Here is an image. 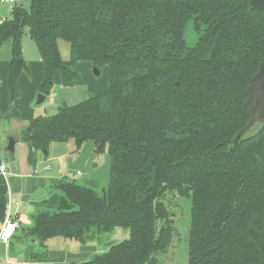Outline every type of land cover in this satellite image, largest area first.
<instances>
[{
  "label": "trees",
  "instance_id": "16d2710c",
  "mask_svg": "<svg viewBox=\"0 0 264 264\" xmlns=\"http://www.w3.org/2000/svg\"><path fill=\"white\" fill-rule=\"evenodd\" d=\"M251 0H31L0 22V46L11 40L7 118L20 117L27 70L24 28L44 62L40 94L51 95L55 73L68 85L81 78L75 63L109 65L108 89L57 113L32 119L23 139L29 161L52 142L93 141L110 155L102 193L54 180L77 208L33 215L29 234L43 246L52 237L84 241L92 227L128 228L130 237L92 260L70 264H159L176 228L167 191L192 198L187 264H264V127L236 145L251 117L245 91L264 60V10ZM189 19L203 23L195 46L185 40ZM70 43L64 60L59 40ZM9 188L0 175V222Z\"/></svg>",
  "mask_w": 264,
  "mask_h": 264
},
{
  "label": "rangeland",
  "instance_id": "374dc122",
  "mask_svg": "<svg viewBox=\"0 0 264 264\" xmlns=\"http://www.w3.org/2000/svg\"><path fill=\"white\" fill-rule=\"evenodd\" d=\"M30 2L31 0H18L16 4H13L3 3L0 0V22L12 18V11L15 5L29 8ZM204 28L205 25L203 23L196 25L194 19H189L187 21L184 33L188 46H195L198 43L199 38L204 32ZM22 44L23 53L25 52L28 57L31 55H40L36 42L29 34L28 27L24 28ZM11 45L12 41L9 39L4 41L0 46V62L11 59ZM59 48L63 59L66 61L69 60L70 43L66 40L60 39ZM85 63L86 62L80 64L79 68L80 74H82V77L84 78L83 83L75 87H66L59 84L57 86L55 85L56 87L54 86L53 88V91L57 93L55 100L51 102L50 96H48L44 102L37 104L36 102H38L39 98L38 95V98H35L32 105L34 109L40 112H44L45 110L46 115H52L57 113L59 107L63 104H76L88 99L92 95H96L95 91H100L101 87L105 84L108 89L109 79L112 74L110 66L105 65L101 69L96 68L95 66L87 68V64ZM97 71H99V73ZM6 123H8L7 120H0V129L3 124ZM8 142L9 141L0 145V154L6 155L8 158L4 159L8 168L6 175L7 181H10V179L15 176L23 178L36 176L33 175V167H39V165L44 164L46 161L45 158L48 157V155L38 154V159L36 163L33 164L29 161V151L26 153V150L23 151L20 148L16 150L15 148V152L13 154L5 152L4 148L7 147ZM25 145L26 148H28L27 144ZM55 146L56 148H54ZM52 147L53 148H51L50 153H53L57 157L54 163H50L53 174H62L63 171V176L65 175L68 180L75 181L78 184L92 188L98 193H102L103 190L108 187L110 178V155L108 150H105L104 152H97L93 141H86L80 148H77L74 139H70L65 143H56ZM77 171H80V173H77ZM37 172L40 171H35V173ZM42 181L49 182L51 186L54 184L52 179ZM53 193L55 194V197L52 201L55 204L59 203L61 210H74L77 208V206L69 200V203H71L73 207L70 209L64 207L62 203L63 199L68 198L61 190L54 189ZM161 200L170 206L173 224L176 228V234L173 245L168 249V251L158 254L159 264H187L189 227L192 215V198L191 196L180 195L175 191H167ZM47 208L53 211L56 207L51 203ZM21 231L22 232H20L17 237L20 236L23 240L21 243L22 246H26L22 252L20 251L21 253L25 255L31 252L33 254L41 253V255L43 253L55 258L59 256V254H63L64 252L67 253V251L73 253L81 251L75 259H68V263L92 260L96 254L103 253L107 251L110 246L120 243L130 237V231L128 228L115 227L111 231H102L98 230L96 227H92L88 232H86L84 241L64 238L65 241H67L66 243L71 244L68 246H60L52 240L46 242L45 246H42V244L38 241L34 243L28 233L25 234L23 233V230ZM15 239L17 240V238H14V240ZM34 245L37 246V249H34ZM35 251L37 252L35 253Z\"/></svg>",
  "mask_w": 264,
  "mask_h": 264
},
{
  "label": "crops",
  "instance_id": "0c3cea01",
  "mask_svg": "<svg viewBox=\"0 0 264 264\" xmlns=\"http://www.w3.org/2000/svg\"><path fill=\"white\" fill-rule=\"evenodd\" d=\"M24 58L27 63V70L22 71L21 76L19 78V85L22 90V95L17 98L13 102V106L15 109H18L20 111V117L18 118H7L6 114L9 110L10 104H9V90L7 86V71H8V66H9V60L1 61L0 65V98H1V103H0V120H7L8 123L3 124V126L0 129V145L5 144L7 141H9V136L14 134V135H19V140L16 143V150L18 148L22 149L23 151L26 150V153L29 151V146L27 142L23 139V133L25 131L26 126L28 123L34 119L37 116L41 115H46V112H40L38 110H35L34 107L32 106L34 103L35 98H38V93L40 90V87L44 81V62L42 61L41 55L37 56H29L23 53ZM86 62L85 64L87 68H91L93 63L89 60H80L75 63V68L79 71L80 64ZM81 70V69H80ZM80 72V71H79ZM109 78V77H108ZM111 79V76H110ZM109 79V81H110ZM84 82V78L82 77L79 80H75L71 82L68 85H64L62 82V77H61V72L57 71L55 73V85H64L66 87H75L81 83ZM108 83V80H107ZM54 85V86H55ZM55 86V87H56ZM107 86L106 84L101 87L100 91H95V94H101L102 91H106ZM103 93V92H102ZM51 97H53V100H51ZM55 97H57V93L52 90V93L50 95V101H54ZM46 100V98H45ZM44 100V101H45ZM43 101V102H44ZM31 102V103H30ZM37 104H40L36 102ZM42 103V102H41ZM56 143H62V142H52L49 147V152H48V157H46V161L44 164L39 165V167H33L34 173L33 177L29 178H23L20 176H15L10 179V181H7V185L9 188V203H10V208L11 212L14 213L19 222H20V227L16 230L12 238L10 239L9 242H1L0 241V264H70L68 263V259H75L79 253H73L70 251L64 252L63 254H59V256L52 258L48 254H33L32 252L25 255L21 253L26 246H22L23 240L18 236L21 230H23V233H28L29 228L33 225V215L36 214L39 211H58L61 210L59 203H54L52 200L55 197V194L53 193V190L56 189L53 185L49 182H45L42 180H49L52 179V182L54 180H59L64 177L63 176V171L62 174H53V170H51L52 166L50 168H47V165H50L51 162H55L57 157L52 153H50L52 146ZM65 143V142H63ZM28 148H26V145ZM56 148V146L54 147ZM5 152H9L13 154L14 152L7 151L6 148H4ZM38 154H45L43 151H38L37 152V159H38ZM10 157V156H9ZM1 160L6 164L4 161L6 155H1L0 154ZM8 159V158H7ZM8 170V168H7ZM40 171L35 173V171ZM77 173H80V171H77ZM44 183V184H42ZM54 187V188H53ZM43 190L45 195H42L40 198H35V195L38 190ZM69 199H63V205L64 207L67 208H72L73 205L69 203ZM54 204L56 208L54 210H49L47 208L49 204ZM2 223L0 222V226ZM29 234V233H28ZM29 236L32 238V241L35 243L36 241L40 242L38 239L35 237H32L30 234ZM14 238H17V240ZM65 237L57 236V237H52L46 240L52 241L56 243L57 245H62V246H68L71 243H66L64 239ZM68 239V238H67ZM45 242V245H46ZM41 243V242H40ZM43 246V244H42ZM19 247V249H18ZM109 247V246H108ZM34 249H37V246L34 245ZM21 251V252H20ZM37 251H35L36 253ZM73 261V260H71ZM75 261V260H74Z\"/></svg>",
  "mask_w": 264,
  "mask_h": 264
},
{
  "label": "water",
  "instance_id": "95a60500",
  "mask_svg": "<svg viewBox=\"0 0 264 264\" xmlns=\"http://www.w3.org/2000/svg\"><path fill=\"white\" fill-rule=\"evenodd\" d=\"M249 8L264 10V0H251L249 2ZM97 72L99 73V71ZM245 94L247 96L246 103L250 109L251 117L248 124L236 134L232 141L234 145H236L239 140L246 141L256 137L259 133L257 126L261 125L264 127V60L260 63L258 72L250 79ZM45 98L44 95L39 94L38 103L43 102ZM18 140L19 135L12 134L9 138L6 150L15 152V146ZM42 195H45V193L43 190L39 189L35 198H40Z\"/></svg>",
  "mask_w": 264,
  "mask_h": 264
},
{
  "label": "built area",
  "instance_id": "2783aa9c",
  "mask_svg": "<svg viewBox=\"0 0 264 264\" xmlns=\"http://www.w3.org/2000/svg\"><path fill=\"white\" fill-rule=\"evenodd\" d=\"M18 0H1L3 3H17ZM51 100H53V97H51ZM47 168H50V165L46 166ZM0 175H2L5 180L7 181L6 175H7V166L6 164L1 160L0 158ZM20 227V222L17 218V216L11 212L10 203L8 201V209L7 214L5 217L4 222L0 226V241L1 242H9L16 230Z\"/></svg>",
  "mask_w": 264,
  "mask_h": 264
}]
</instances>
